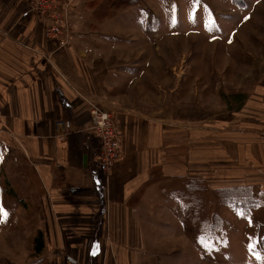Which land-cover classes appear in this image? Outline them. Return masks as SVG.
<instances>
[{
	"label": "crops",
	"instance_id": "1",
	"mask_svg": "<svg viewBox=\"0 0 264 264\" xmlns=\"http://www.w3.org/2000/svg\"><path fill=\"white\" fill-rule=\"evenodd\" d=\"M77 1L70 44L57 49L29 0H0V165L5 161L7 175L22 178V197L8 183L19 206L29 212L26 199L37 206L45 264H153L169 245L160 237L174 222L173 180L264 190V168L208 172V163L222 156L208 155L199 142L192 147L188 138L175 156L174 130L165 132L164 122L150 120L113 89L135 78L137 68L127 63L132 57H119L122 46L111 44L119 35L108 27L125 14L107 16L96 30L74 29L82 19ZM85 15L94 24L89 8ZM93 105L112 112L121 135V158L108 175L100 171L99 142L89 128Z\"/></svg>",
	"mask_w": 264,
	"mask_h": 264
},
{
	"label": "rangeland",
	"instance_id": "2",
	"mask_svg": "<svg viewBox=\"0 0 264 264\" xmlns=\"http://www.w3.org/2000/svg\"><path fill=\"white\" fill-rule=\"evenodd\" d=\"M77 2L75 15L82 19H76L79 26L74 29L96 30L107 16L125 14L108 27L119 35L111 44L122 46L119 57L123 61L132 57L127 63L137 68L132 71L135 78L125 77L124 86L113 89L126 104L135 103L153 115L150 120L164 122L165 132L174 130L175 156L182 154V139L188 138L185 142L192 147L199 142L208 155L222 156L214 165L208 163V172L247 167L245 175L248 167L264 168V0ZM86 8L94 24L86 23ZM71 30L69 22V35ZM6 170L4 161L0 165V264H29L44 259L33 253L37 206L26 199L29 212H25L11 197L8 183L23 196L22 178L15 171L7 175ZM242 181L248 183L246 178ZM185 182L172 181L176 195L171 197L169 190L168 202L175 206L174 222L160 237L169 245L153 264H264V229L258 232L256 226L257 221L264 222V201L244 214L220 203L212 183L202 181L203 191L192 192L199 186L194 181L189 195L197 194L200 200L179 197ZM249 184L233 187L245 185L257 195L263 192L264 200V190ZM195 201L196 212L191 203ZM213 214L220 219L221 230L215 238L204 240L200 228L208 230Z\"/></svg>",
	"mask_w": 264,
	"mask_h": 264
},
{
	"label": "built area",
	"instance_id": "3",
	"mask_svg": "<svg viewBox=\"0 0 264 264\" xmlns=\"http://www.w3.org/2000/svg\"><path fill=\"white\" fill-rule=\"evenodd\" d=\"M76 0H29V9L44 25L43 36L57 43V49L69 45L70 17ZM89 128L99 142L98 164L107 175L114 163L121 157V135L115 125L112 112L93 105L90 108ZM257 229H264V222L257 221ZM261 248V247H260ZM264 252V250L261 248ZM72 264H83L73 259Z\"/></svg>",
	"mask_w": 264,
	"mask_h": 264
},
{
	"label": "trees",
	"instance_id": "4",
	"mask_svg": "<svg viewBox=\"0 0 264 264\" xmlns=\"http://www.w3.org/2000/svg\"><path fill=\"white\" fill-rule=\"evenodd\" d=\"M194 181L199 183V186L194 184ZM196 189L192 192H195L197 190L201 191L203 187V182L200 180L196 179H188L187 182H185V191L184 190H179L178 195H181L179 197L181 198H186L190 196V189L191 186H195ZM10 194H12L17 202V196L16 194L11 190L7 189ZM216 190V191H214ZM203 191V190H202ZM215 197H220V203L228 204L229 207L233 210H238L244 214H248L249 209L255 207L254 205L262 204L264 200L261 199V196L263 195V192H260L257 194L253 193V191L245 185H241L239 187H221V188H216L213 189ZM176 195V191H175ZM201 196L203 194H200ZM195 197L199 199L197 194H193L190 196L191 200H195ZM203 197V196H202ZM219 199V198H218ZM200 200V199H199ZM194 205V212L197 211L195 209V204H197V201L191 202ZM220 219L216 216V214L212 215V220L209 224L208 230H204L203 228H200V234L204 240H210L212 238H215V233L217 230L221 228V222L219 221ZM221 230V229H220ZM44 251V243H43V234L41 230H37V233L34 235L33 238V253L34 256L38 255H43ZM44 259L42 257H39L33 261H31L29 264H43Z\"/></svg>",
	"mask_w": 264,
	"mask_h": 264
}]
</instances>
